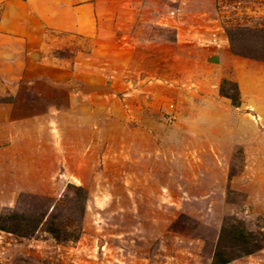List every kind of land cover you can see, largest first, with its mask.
Wrapping results in <instances>:
<instances>
[{
  "label": "rangeland",
  "instance_id": "374dc122",
  "mask_svg": "<svg viewBox=\"0 0 264 264\" xmlns=\"http://www.w3.org/2000/svg\"><path fill=\"white\" fill-rule=\"evenodd\" d=\"M0 264H264V0H0Z\"/></svg>",
  "mask_w": 264,
  "mask_h": 264
}]
</instances>
